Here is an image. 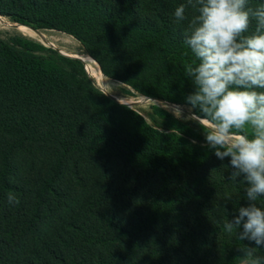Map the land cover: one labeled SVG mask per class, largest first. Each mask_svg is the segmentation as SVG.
Here are the masks:
<instances>
[{
    "label": "trees",
    "instance_id": "obj_1",
    "mask_svg": "<svg viewBox=\"0 0 264 264\" xmlns=\"http://www.w3.org/2000/svg\"><path fill=\"white\" fill-rule=\"evenodd\" d=\"M180 4L0 0V16L71 36L103 76L197 117L184 43L196 9L178 22ZM228 163L199 123L157 106L145 118L104 96L80 61L0 38V264H238L242 244L256 246L223 230L248 203Z\"/></svg>",
    "mask_w": 264,
    "mask_h": 264
},
{
    "label": "clouds",
    "instance_id": "obj_2",
    "mask_svg": "<svg viewBox=\"0 0 264 264\" xmlns=\"http://www.w3.org/2000/svg\"><path fill=\"white\" fill-rule=\"evenodd\" d=\"M196 9L187 24L184 43L194 59L185 66L194 91L186 97L202 127L205 144L217 159L226 158L230 181L245 185L246 206L223 224L229 235L249 241L238 250V264H264V3L249 0H187L175 8L184 21L186 7ZM255 20V28L250 26ZM174 115L179 117L177 106ZM9 205L19 204L8 193Z\"/></svg>",
    "mask_w": 264,
    "mask_h": 264
},
{
    "label": "rangeland",
    "instance_id": "obj_3",
    "mask_svg": "<svg viewBox=\"0 0 264 264\" xmlns=\"http://www.w3.org/2000/svg\"><path fill=\"white\" fill-rule=\"evenodd\" d=\"M2 21H3V23H2ZM15 26L16 27H23V28H26L28 30L36 31V33L39 36L44 35L43 39H38L37 37H35V38L26 37V36L22 35L21 33H19L16 30ZM13 35L22 36L24 38L32 40V41H34V42H36V43H38V44H40L46 48H50V49L57 51L62 56L69 58V59L75 60L74 58L67 57L65 54L75 53V52L85 53L82 45L69 35H66L62 32L55 31V30H47V29L34 30L30 27L20 25L16 22L12 21L8 17L0 16V38L7 39L8 37L13 36ZM61 39L64 41H61ZM39 40H41V41H39ZM61 50L65 51V52H62ZM106 78H105L106 86H105V88H101V87H98L97 85H95V83L89 77L92 84L104 96H106L110 100L114 101L115 103L128 106L129 108L141 113L145 118H146V113L149 111L150 106H157L161 109L168 111L169 113H171L173 115H174V109H175L174 107L178 106L181 109V115L179 117H177L176 115H174V116H176L177 118L183 119V120L195 121L194 117H193V113L188 107L179 106V105H177V106L176 105H167L161 101H156V100H149V99L145 100L146 97L140 96V94H138L134 89L128 87L127 85H125L119 81H116V80H113L110 78L106 79ZM151 99H153V98H151ZM127 101L128 102L130 101V102L127 103ZM131 103H132V105H131ZM170 107H172V108H170Z\"/></svg>",
    "mask_w": 264,
    "mask_h": 264
},
{
    "label": "bare ground",
    "instance_id": "obj_4",
    "mask_svg": "<svg viewBox=\"0 0 264 264\" xmlns=\"http://www.w3.org/2000/svg\"><path fill=\"white\" fill-rule=\"evenodd\" d=\"M3 23V21H2ZM16 27V26H15ZM16 30L21 33L22 35L26 36V37H30V38H35L37 37L38 39H43V36H39L36 31L33 30H28L26 28L23 27H16ZM53 39V38H52ZM41 41V40H39ZM61 41H64L61 39ZM46 43V42H45ZM46 45V44H45ZM62 51V50H61ZM65 52V51H62ZM67 53V52H66ZM67 57H71L74 59H77L79 61L82 62L86 73L88 74V76L91 78V80L95 83V85H97L98 87L101 88H105L106 86V80L105 77L102 75L99 67H97L98 65H96L97 63L95 61H93L88 55H86L83 52H75V53H68L65 54ZM111 89V88H110ZM113 97V96H112ZM148 100V99H145ZM126 101V100H125ZM130 102V101H129ZM127 101V103H129ZM153 103V102H152ZM132 105V103H131ZM142 105V104H141ZM167 105H171V104H167ZM164 107V106H163ZM169 107V106H168ZM172 108V107H170ZM176 108V107H174ZM173 110V109H172ZM197 120V119H196Z\"/></svg>",
    "mask_w": 264,
    "mask_h": 264
},
{
    "label": "water",
    "instance_id": "obj_5",
    "mask_svg": "<svg viewBox=\"0 0 264 264\" xmlns=\"http://www.w3.org/2000/svg\"><path fill=\"white\" fill-rule=\"evenodd\" d=\"M87 55V54H86ZM91 58V57H90ZM92 59V58H91ZM75 60H77V59H75ZM93 60V59H92ZM79 61V60H78ZM94 61V60H93ZM81 62V61H80ZM81 64H82V62H81ZM98 65V64H97ZM98 67H99V65H98ZM99 69H100V67H99ZM100 71H101V69H100ZM102 72V71H101ZM103 74V73H102ZM105 77V76H104ZM106 78V77H105ZM107 79V78H106ZM141 96V95H140ZM146 99H149V100H156V101H165V100H160V99H151V98H146ZM167 102H169V101H167ZM170 103H172V102H170ZM174 104V103H173ZM176 105V104H175ZM193 117H194V120H195V122H197V120H196V116H194L193 115ZM198 123V122H197Z\"/></svg>",
    "mask_w": 264,
    "mask_h": 264
}]
</instances>
